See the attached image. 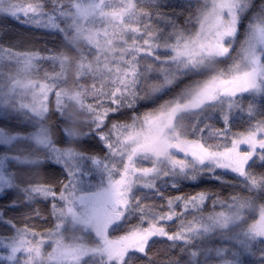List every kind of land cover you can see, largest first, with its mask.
<instances>
[{"label":"trees","instance_id":"16d2710c","mask_svg":"<svg viewBox=\"0 0 264 264\" xmlns=\"http://www.w3.org/2000/svg\"><path fill=\"white\" fill-rule=\"evenodd\" d=\"M76 1L0 0V159L7 157L11 177L10 186L0 192V237L9 238L22 230H52L57 222L55 210L70 189L87 192L100 187L101 177L89 166L91 158L106 157L110 145L119 144L118 132L123 127L137 123L143 115L163 105L180 104L190 89L231 67L250 27L264 22V0H248L240 12L235 40L225 56L179 75L162 92L150 93L147 85L156 76L144 69L135 77L133 74V79H123L125 69L115 68L113 61L99 57L94 46L73 38L69 18L59 19L58 27L50 28L7 11L32 7L41 13H56L72 9ZM108 1L106 9L123 5V0ZM210 7L211 0H135V9L124 25L147 28L157 35L162 46L167 37L177 33L196 34L201 15ZM157 52L162 61L170 58L168 51ZM24 56L33 57L30 65ZM247 75L250 73L244 76ZM22 77L50 85L42 116L24 104L25 96L21 94L7 101L2 99L14 80ZM60 91L78 94L82 104L67 101L58 105L56 95ZM237 101V109L227 120L220 108L183 111L191 104L180 106L182 111L174 117V128L180 137L199 140L211 149L228 145L237 134L250 133L264 123V95L243 94ZM33 136L47 143L37 142ZM56 148L87 156L76 164L75 176L56 157ZM150 164L148 160L140 161L141 167ZM42 189L51 194L44 195ZM194 197L196 201L203 200L186 209L181 201L177 202ZM132 203L128 220L113 230L114 236L141 224L144 213H176L173 220L161 222L174 233L188 222L236 207L242 209L243 216L233 225L191 241L153 236L144 250L130 251L122 263L105 264H264V238L247 248L239 241L264 208V148L250 162L247 177L219 168L204 169L195 179L171 173L160 177L153 187L135 188ZM0 264L5 262L0 260Z\"/></svg>","mask_w":264,"mask_h":264},{"label":"rangeland","instance_id":"374dc122","mask_svg":"<svg viewBox=\"0 0 264 264\" xmlns=\"http://www.w3.org/2000/svg\"><path fill=\"white\" fill-rule=\"evenodd\" d=\"M247 4L248 0H211V7L200 17L196 34L177 33L167 37L162 46L157 35L147 28L124 25L125 18L135 9V0H123L122 6L111 9L105 8L106 0H78L72 9H60L56 13H41L32 7H16L7 11L50 28L58 27L59 19L69 18L75 40L91 44L100 52L99 57L113 61L115 68L125 69L127 75L123 79H133V74L135 77L147 69L145 71L157 79L147 85L149 92L159 93L179 75L199 70L214 58L227 54L235 40L240 12ZM94 23L98 25L94 26ZM158 50L168 51L170 58L162 61L157 55ZM23 58L27 65L33 60L32 56ZM247 73L250 75L244 76ZM50 93L49 84L22 77L15 79L1 96L7 101L21 94L25 96L24 104L34 114L42 116ZM243 94L264 95V22L250 27L231 67L190 89L180 104L163 105L143 115L137 123L123 127L118 132L119 144L110 145L106 157L91 158L89 166L101 177L100 187L87 192L70 189L63 196L62 205L55 210L57 222L52 230L44 233L22 230L9 238L0 237V260L5 264L122 263L130 251L144 250L153 236L191 241L238 222L243 216L240 207L193 220L174 233L161 222L173 220L176 213L167 216L144 213L141 224L117 237L112 234L128 220V214L134 207L132 193L138 186L153 187L160 177L171 173L195 179L204 169L216 168L247 177L250 162L264 148V123L250 133L237 134L230 144L214 149L199 140L180 137L173 124L174 117L182 111L180 106L192 105V102H196V106L186 105L183 111L220 108L227 120L238 107V96ZM67 101L82 104L78 94L57 93L58 105ZM33 138L47 143L40 136ZM54 153L68 165L73 176L77 171L76 164L87 159V156L71 149L56 148ZM141 160H148L151 164L141 167ZM10 182L8 159L2 157L0 192L8 188ZM42 193L46 196L51 194L47 189H42ZM180 201L185 209L198 203L195 197L177 200ZM260 238H264V208L239 241L247 248Z\"/></svg>","mask_w":264,"mask_h":264},{"label":"flooded vegetation","instance_id":"af4514ba","mask_svg":"<svg viewBox=\"0 0 264 264\" xmlns=\"http://www.w3.org/2000/svg\"><path fill=\"white\" fill-rule=\"evenodd\" d=\"M191 106H192V107H193V106H196V102H193V104H192Z\"/></svg>","mask_w":264,"mask_h":264}]
</instances>
